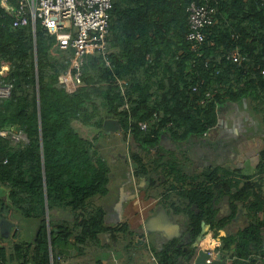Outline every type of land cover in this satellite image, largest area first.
Masks as SVG:
<instances>
[{
	"label": "trees",
	"instance_id": "obj_1",
	"mask_svg": "<svg viewBox=\"0 0 264 264\" xmlns=\"http://www.w3.org/2000/svg\"><path fill=\"white\" fill-rule=\"evenodd\" d=\"M191 1L112 0L107 53L85 55L78 69L71 60L73 52L62 51L40 20L34 32L31 25L13 27L12 18L1 14L0 64L8 65L2 79L13 88L9 98L0 99V130H22L29 143L22 147L0 136V186L8 189L7 204L0 202L7 215L17 212L38 224L32 242L14 245L13 255H25L20 264H55L62 245L98 241L101 233L111 230L104 209L94 203L110 193L111 167L98 143L108 136L106 120L120 124L117 133L130 148L132 174L134 164L138 173L147 174L142 158L134 153V142L155 145L163 136L204 139L217 121L221 96L209 93L223 80L222 69L249 64L257 78L248 83L264 88V3L220 1L218 22L197 56L186 38ZM236 49L242 57L238 64L230 58ZM74 123L91 130L92 138L82 137ZM260 157L262 172L264 151ZM200 190L187 193L200 207L190 218L193 240L202 231L201 222L215 216L209 207L212 194ZM196 192L201 197L194 198ZM262 226L252 225L241 236L258 242ZM7 255L0 246V264L7 263ZM169 255L176 261L185 253L172 242L159 253L160 264H167Z\"/></svg>",
	"mask_w": 264,
	"mask_h": 264
},
{
	"label": "crops",
	"instance_id": "obj_2",
	"mask_svg": "<svg viewBox=\"0 0 264 264\" xmlns=\"http://www.w3.org/2000/svg\"><path fill=\"white\" fill-rule=\"evenodd\" d=\"M221 75L223 80L209 93H219L221 104L208 135L200 141L163 136L155 145L134 142L147 174L138 173L134 164L133 185L130 180L121 179L117 187L110 182L109 195L94 199L111 230L98 241L62 245L55 264H160L159 253L172 242L185 255L176 261L169 255L167 264H194L199 248L212 252L207 264H256L255 259L264 264V169H258L264 151V88L248 83L257 78L249 64L222 69ZM240 81L243 87L237 85ZM199 188L212 194L209 207L215 216L201 222L202 231L193 240L190 218L200 207L187 193ZM200 192L193 197H201ZM7 198L8 189L0 186L4 205ZM2 209L0 202V246L7 249L6 264L23 263L25 255H13L14 245L32 242L38 224ZM257 223H263L260 241L241 236Z\"/></svg>",
	"mask_w": 264,
	"mask_h": 264
},
{
	"label": "built area",
	"instance_id": "obj_3",
	"mask_svg": "<svg viewBox=\"0 0 264 264\" xmlns=\"http://www.w3.org/2000/svg\"><path fill=\"white\" fill-rule=\"evenodd\" d=\"M220 1L193 0L186 9L189 28L186 38L189 50L197 56L202 52L210 28L218 22ZM257 1L264 3V0ZM111 6L112 0H0V16L11 17L13 27L31 25L34 32L36 21L40 20L43 28L55 37L62 51L73 52L74 68L78 69L85 55H106ZM232 56L230 58L234 63H241L238 49ZM7 71L8 65L0 64V99L9 98L13 88L11 82L2 79ZM261 74L264 76V70H261ZM79 75H76L78 82ZM121 84L126 85V82ZM201 84L203 81L198 82L192 90L198 91ZM141 127L145 129L146 125L141 124ZM207 135L204 133V137ZM0 136L22 147L29 143L27 134L22 130H0ZM208 253L212 255L211 251Z\"/></svg>",
	"mask_w": 264,
	"mask_h": 264
},
{
	"label": "rangeland",
	"instance_id": "obj_4",
	"mask_svg": "<svg viewBox=\"0 0 264 264\" xmlns=\"http://www.w3.org/2000/svg\"><path fill=\"white\" fill-rule=\"evenodd\" d=\"M65 55V53H61ZM67 53L65 56L70 59ZM71 60L74 66V58L71 56ZM74 127L79 132V134L84 138H92L93 132L88 128L82 126L79 123H74ZM100 145V152L102 156L107 160L109 166L111 167V178L112 185L118 186L121 179L123 181L130 180L132 185L134 184V175H130L132 166L128 159L129 146L123 141L121 135L118 133H110L107 137H103L98 142ZM114 177V178H113Z\"/></svg>",
	"mask_w": 264,
	"mask_h": 264
},
{
	"label": "water",
	"instance_id": "obj_5",
	"mask_svg": "<svg viewBox=\"0 0 264 264\" xmlns=\"http://www.w3.org/2000/svg\"><path fill=\"white\" fill-rule=\"evenodd\" d=\"M36 60H37V54L35 51V62ZM39 124H40V114H39ZM103 129H104L105 134H110V133H115V132L120 131L121 127H120L119 122L116 120H106L103 124ZM40 131H41V126H40ZM43 174H45L44 167H43ZM47 222H48V215H47ZM195 255L196 256L194 259V264H207V261L212 258V255H210L208 251L202 248H199L197 252L195 253ZM219 258H220L219 255H217L216 259H219ZM252 262H255L256 264H263V260H260V259L252 260Z\"/></svg>",
	"mask_w": 264,
	"mask_h": 264
}]
</instances>
